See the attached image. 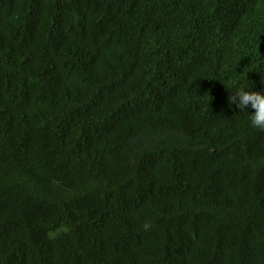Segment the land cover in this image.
Listing matches in <instances>:
<instances>
[{
	"label": "trees",
	"instance_id": "1",
	"mask_svg": "<svg viewBox=\"0 0 264 264\" xmlns=\"http://www.w3.org/2000/svg\"><path fill=\"white\" fill-rule=\"evenodd\" d=\"M262 75L264 0H0V264H264Z\"/></svg>",
	"mask_w": 264,
	"mask_h": 264
},
{
	"label": "clouds",
	"instance_id": "2",
	"mask_svg": "<svg viewBox=\"0 0 264 264\" xmlns=\"http://www.w3.org/2000/svg\"><path fill=\"white\" fill-rule=\"evenodd\" d=\"M261 84L264 85V75ZM250 83L239 84L231 90L230 105H234L239 113H246L253 128L264 130V87L259 91H252ZM251 109V111H248Z\"/></svg>",
	"mask_w": 264,
	"mask_h": 264
}]
</instances>
